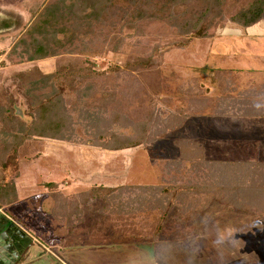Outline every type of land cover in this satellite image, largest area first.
Segmentation results:
<instances>
[{
	"label": "rangeland",
	"instance_id": "rangeland-1",
	"mask_svg": "<svg viewBox=\"0 0 264 264\" xmlns=\"http://www.w3.org/2000/svg\"><path fill=\"white\" fill-rule=\"evenodd\" d=\"M252 1L224 0L221 15L209 24L208 36L189 39L180 47L186 40L184 28L200 17L204 1L0 0V105L13 98L14 116L25 129L37 117V104H30L27 96L50 95L56 90L60 97H55V107L64 115L57 135L46 133L50 126L30 135L15 130L10 133L4 114H0V182L11 185L17 194L4 207L14 218L12 228L15 223L21 227L15 233L22 237L24 229L42 243V238H61L67 243L65 222L60 217L51 219L48 210L50 204L58 205V193L76 195L99 184L160 186L177 182L194 185L180 198L205 203L195 219L188 218L190 210L175 214L170 233L185 226L202 231L199 221L211 217L221 228L235 230L227 264H262L264 218L259 220L251 211L237 212L213 200L225 191L233 173L244 175V168L237 163L255 156L264 163V111L255 110L249 100L252 95L264 97V17L248 29L232 20ZM98 3L100 12L95 8ZM33 42L38 53L53 50L56 54L30 60ZM88 60L111 77L117 66L124 72L136 69H129V63L149 65L148 72L133 73L129 85L123 80L116 84L110 77L106 81L103 75L88 81L93 95L84 101L96 111L100 103L107 104L108 112L103 114L111 125L108 130H112L107 135L98 133L97 138L92 129L78 126L85 106L64 80L56 89L37 75L20 76L36 67L44 74L68 71L85 66ZM215 69L225 71L228 77L216 78ZM220 80L232 83L227 86ZM228 89L234 90V95L244 92L243 99L249 101L240 114L207 101L226 98ZM113 92L117 94L114 104L109 103L108 94ZM112 111L119 114L116 120ZM166 122L181 126L165 131ZM91 139L101 140V144ZM125 140L139 145L119 150L110 147ZM174 165L175 170L169 171ZM84 211L87 223L94 224L98 215L87 208ZM31 214L34 216L26 222ZM82 239L75 236L73 246L49 247L45 256L48 251L54 254L50 256L52 264H63L61 261L71 256L68 264H121L128 251L154 244L98 249L85 246ZM212 239L205 234L199 264H218ZM184 259L178 255L177 264H184Z\"/></svg>",
	"mask_w": 264,
	"mask_h": 264
},
{
	"label": "trees",
	"instance_id": "trees-1",
	"mask_svg": "<svg viewBox=\"0 0 264 264\" xmlns=\"http://www.w3.org/2000/svg\"><path fill=\"white\" fill-rule=\"evenodd\" d=\"M180 1L187 3L191 0ZM200 1L205 2V10L200 14V17L196 22H189L186 25L184 29L187 31H183L186 40L180 42V47H184L189 39L207 37L211 20L222 13L224 0ZM85 5H82V8ZM101 7L100 3L95 5V8H97L99 12L102 11ZM263 17L264 0H253L248 8L240 10L232 17V20L238 26L248 29L258 25ZM48 24H50V21H47V25ZM38 52H40V50L33 42L31 44V51H29L30 60H36L44 56L47 57L48 55L56 54L53 50L47 53ZM13 53H15L14 50ZM129 64L130 65H127L129 69H136H130V71L124 70L123 72L121 66H117L115 75L112 77L106 75L105 72L100 71L96 66V63L90 60L87 61L85 66L69 69L68 71L61 70L50 74H44L36 67L31 69V71L21 73L20 76L24 78L26 74L28 77L37 75L40 78H43L45 83L47 81L52 83L53 88L56 89V86L60 84V81L64 80L77 94L79 101L85 106V108L81 110L82 115L79 118L82 122H80L78 126L83 125L88 131L92 129V135L97 138L99 134H101V136L107 135L112 130H108L111 128V125L107 121V117L103 114L104 112H108L107 104L100 103L99 111H96L95 109H91L86 101H84L85 98L93 95L91 85L88 81L97 78V75L98 77H102L103 75V77L105 76L107 78L106 81H108L110 77L114 80V83L116 82V84H121V80H123L129 85L133 73L140 72L143 74V72H148L149 70V65L147 66L145 63L134 64V66H131V63ZM213 73L216 78L218 75L221 77H228L227 73L221 69H215ZM33 81L36 83L38 82L36 79ZM224 81L225 80H220V82ZM230 81H225L227 86L232 83V81ZM114 88L117 89L118 86ZM228 91L230 94H227L226 98H221L218 101L214 98H210L207 101H214L216 104H220V109L236 110L239 112L238 114H240L243 108L247 106L246 103L249 102L247 101L248 99L246 101L245 98L243 99L242 95H244V92L242 91L237 92V94L235 93L236 95L233 93L234 90L230 91V89H228ZM108 94L111 95L109 103H113L116 100L117 94L114 92ZM252 96L249 97V100L250 103L253 104L258 97ZM27 97L30 98V104H37L34 105L37 115L36 120L31 126H26L25 129L23 126L19 125L22 121L14 116V99L11 98L8 99L4 105H0V114H4L2 118L5 117L4 123L6 129H8L10 133L15 130L32 135L36 134V132L39 134L42 130L50 126L52 127L51 130H46V133L48 135H57V133H59L57 125L61 123L60 118L64 117L63 113L57 111L55 107L56 100L60 97V92L55 90L54 94L43 96L32 93L31 97ZM55 97L57 98L55 99ZM107 97L110 96L107 95ZM105 100H107V98H105ZM112 112L114 119L116 116H119L116 111ZM245 116H247V114H245ZM183 118L185 119V117ZM124 120L128 121L127 118ZM120 121L118 120L117 123L122 125L123 121ZM67 123L71 124L72 121L68 119ZM173 125L166 122L164 123L163 130L166 131L181 126ZM91 140L92 143L101 144V140ZM137 145L139 144H136L134 140L127 142L125 140L121 145L110 147L119 150L124 147H135ZM255 157L254 160L251 159L250 161L246 160L237 163L239 168H244V175H235L233 173V175L229 177L230 179L226 181L225 191H222L219 194V199L213 200H217L219 203L226 205L227 207H233L237 212L251 211L256 214L255 217H258L259 220H261L264 218V163H259ZM171 167L173 168L169 171L175 170V165ZM242 176L247 177L248 180L239 183ZM10 186L11 185L9 184H3L0 182V208L9 206L10 202L14 201L11 197L14 198V195H17L13 193ZM49 187L53 188L54 185L51 184ZM193 187L194 185L180 186L177 182L170 184L166 183V185L162 184L160 186L144 184L115 187L107 184H99L93 185L76 195H63L58 193L55 195V201H57L58 205L55 206L54 204H50L48 210L52 213L50 216L51 219L52 217H54L53 219H55V217L56 219L60 217L63 222H65V230L67 235L69 234L67 237L68 242L66 243V240L63 242L61 238L52 241L42 238L44 241L43 243L46 246V249L52 247L58 248L59 246L64 247V245L66 247L73 246L75 245V236L83 238L82 240L85 246L98 249H100V247H107V249H109L108 247L111 246L139 247L146 246L145 244L148 243H155L158 238L165 236V234L168 235L170 234V231H173L169 225L179 212L187 213V211L190 210L192 216L187 215L188 218L195 219L202 211L201 204L205 203L204 200H202L201 203H198L199 201L195 202L190 197L183 199L180 198V194L187 193L190 188L193 190ZM195 195H197V193H195ZM37 202L40 203V201ZM86 208L89 212H94L98 215L94 224L87 223L88 221L85 217L84 211ZM58 214L61 216H58ZM33 216L34 215L31 214V217L26 219V222H28ZM263 263L264 258L262 259V264Z\"/></svg>",
	"mask_w": 264,
	"mask_h": 264
},
{
	"label": "clouds",
	"instance_id": "clouds-1",
	"mask_svg": "<svg viewBox=\"0 0 264 264\" xmlns=\"http://www.w3.org/2000/svg\"><path fill=\"white\" fill-rule=\"evenodd\" d=\"M252 107L264 111V97L258 98ZM202 231L183 227L162 236L150 246L133 249L125 253L121 264H177V256H184V264H199L205 234L213 237L212 244L217 251L218 264H227V256L235 244V230L221 228L211 217L199 221Z\"/></svg>",
	"mask_w": 264,
	"mask_h": 264
},
{
	"label": "crops",
	"instance_id": "crops-1",
	"mask_svg": "<svg viewBox=\"0 0 264 264\" xmlns=\"http://www.w3.org/2000/svg\"><path fill=\"white\" fill-rule=\"evenodd\" d=\"M13 221L14 218L6 213L4 208H0V264H20L21 259L24 261L21 264H52L50 256L54 254L48 251L50 254L45 256V250L49 249H46L44 243L36 239L28 230L23 229L22 237L15 233L21 227L15 223L14 227H16L12 228ZM13 249L16 251L11 252ZM72 257L65 258L67 260L61 262L68 264L67 261Z\"/></svg>",
	"mask_w": 264,
	"mask_h": 264
}]
</instances>
